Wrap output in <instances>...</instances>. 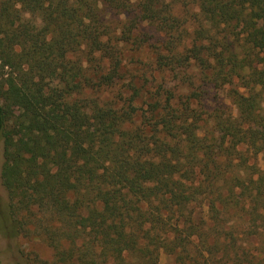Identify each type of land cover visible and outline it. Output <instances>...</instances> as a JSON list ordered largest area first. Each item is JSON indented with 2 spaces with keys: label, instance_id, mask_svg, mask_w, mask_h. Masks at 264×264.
I'll return each mask as SVG.
<instances>
[{
  "label": "trees",
  "instance_id": "trees-1",
  "mask_svg": "<svg viewBox=\"0 0 264 264\" xmlns=\"http://www.w3.org/2000/svg\"><path fill=\"white\" fill-rule=\"evenodd\" d=\"M0 132V264H264V0H0Z\"/></svg>",
  "mask_w": 264,
  "mask_h": 264
},
{
  "label": "rangeland",
  "instance_id": "rangeland-1",
  "mask_svg": "<svg viewBox=\"0 0 264 264\" xmlns=\"http://www.w3.org/2000/svg\"><path fill=\"white\" fill-rule=\"evenodd\" d=\"M251 29L253 27H250ZM209 97L211 103L213 102L212 99H220L223 98L224 102H229L230 100L225 97V88L224 87H211L209 88ZM44 90L42 89L41 85H34L32 91V102L36 105H40L42 108L45 106V102L42 98ZM212 98V99H211ZM3 102L6 103L5 95L3 96ZM30 107V106H28ZM24 110L28 109H16L10 108L9 111L12 117L18 113H22ZM11 118L8 121V125L6 128V133H10L11 135L15 136H22L24 130L17 124L15 119ZM5 132H0V149H1V142L4 138ZM262 151L260 152V160L264 163V142L261 143ZM174 215H178L180 213L179 207H174L172 210ZM206 214V205L202 203L199 206H196L195 213H194V220H199L205 217ZM0 241L3 244H14L18 248H22L25 253L37 254L39 258L46 260L48 262H52L54 260V251L53 249L47 244V242L43 238L39 237H25L18 233L17 227L14 221L11 218L9 212L8 203L4 197L2 189H0ZM159 264H176L175 258L172 255L168 254H161Z\"/></svg>",
  "mask_w": 264,
  "mask_h": 264
}]
</instances>
